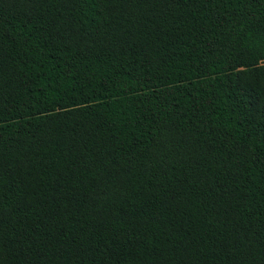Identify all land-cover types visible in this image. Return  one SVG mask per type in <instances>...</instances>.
<instances>
[{"label":"trees","instance_id":"1","mask_svg":"<svg viewBox=\"0 0 264 264\" xmlns=\"http://www.w3.org/2000/svg\"><path fill=\"white\" fill-rule=\"evenodd\" d=\"M0 264H264V0H0Z\"/></svg>","mask_w":264,"mask_h":264}]
</instances>
